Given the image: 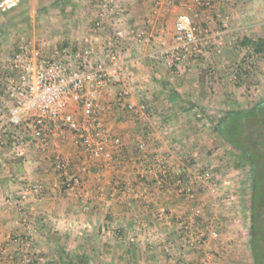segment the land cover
Listing matches in <instances>:
<instances>
[{"label": "crops", "instance_id": "0c3cea01", "mask_svg": "<svg viewBox=\"0 0 264 264\" xmlns=\"http://www.w3.org/2000/svg\"><path fill=\"white\" fill-rule=\"evenodd\" d=\"M30 1L38 5L40 0ZM98 1L49 0L43 6L51 5L47 10L59 21V29L55 28L53 41L41 40L39 44L45 52H51L58 40L72 48H84L93 41L102 48L105 42L113 40L120 53L129 100L149 103V121L157 118L162 132L158 141L147 142L146 152H140L138 144L147 133V118L136 121L104 92L102 105L111 139L101 158L86 155L70 132L54 137L46 153L36 150L31 143L19 153L0 149V264H19L20 256L27 250L23 243L27 239L31 240L30 250L44 264H69L70 258L86 259L92 264L195 262L200 257L197 253L170 255L167 249L181 235L180 224L196 217L195 226L207 232L212 227L209 235L213 247L222 250V264H246L245 254L242 255L245 234H241L242 218L234 209V190L228 188L231 197L222 199L219 205L210 194L194 187L186 190L195 194L194 199L190 198L173 181L180 166H190L192 158L209 167L218 166L214 152L208 159L199 157L202 148L209 146L203 136L207 126L200 123L187 100L191 99L189 96L208 98V91L214 89L227 94L228 105L244 99L245 87L239 86L242 91L238 93L232 84H227L226 77L248 55L240 40L264 38V0H219L215 11L228 18L226 28L214 12L204 13L194 0H163L157 15L152 13L156 0H115L126 12L118 22L108 17L100 32L94 27ZM194 12L196 23L218 31L217 45L201 58L212 63L215 79L201 73L208 66L206 62L194 61L178 72L149 57L163 40L172 41L177 16ZM27 17L20 19L19 33H42H37L32 21H25ZM147 33L152 36L151 45L140 43ZM214 50L220 55L215 56ZM256 57L258 69L264 71V55L255 56L253 61ZM255 75L259 84H255L254 98L261 99L264 74ZM69 110L81 116L75 105ZM56 154L69 162L72 175L81 177L80 192L64 188L62 176L53 165ZM161 165L170 175L164 185L158 186ZM84 167L88 168L86 173L82 172ZM221 178L229 184L233 182L225 174ZM36 184L41 185L38 193L33 189ZM21 195H26V199H20ZM86 197L91 205L89 211H83ZM199 211L201 215L197 216ZM161 212L166 213L163 220L159 218ZM230 233L234 234V241H230Z\"/></svg>", "mask_w": 264, "mask_h": 264}, {"label": "built area", "instance_id": "2783aa9c", "mask_svg": "<svg viewBox=\"0 0 264 264\" xmlns=\"http://www.w3.org/2000/svg\"><path fill=\"white\" fill-rule=\"evenodd\" d=\"M22 1L0 0V12L8 13L18 8ZM218 1L194 0V3L206 14L214 12L221 19L222 27L226 28L228 18L215 11ZM162 2L155 1L154 15L159 14ZM125 12L122 5L115 4V0H99L94 27L99 32L103 31L108 17L118 22ZM217 34L218 31L213 32L208 25H197L190 13H182L176 18L172 41L163 40L157 49L149 53V57L167 69L179 72L194 58L205 57L217 45ZM152 42V36L148 33L140 39L144 45H151ZM96 43L93 41L84 48L56 46L51 52H45L35 40L22 37L10 52L0 54V149L19 153L31 143L36 150L46 153L54 137H62L70 132L86 155L93 159L101 158L111 139L102 105L104 92L113 97L136 121L147 118V133L138 144L140 152H146L147 142L158 141L162 128L157 118L149 121L152 113L149 103H133L129 100L130 92L125 86L124 68L116 43L110 40L102 48ZM244 49L248 55L231 69L230 81H236L240 72H248L254 66L252 49ZM71 105L81 111V116L69 110ZM41 134L43 136L40 138ZM53 165L55 171L61 174L66 190L81 191V177L70 173L69 162L63 156L56 154ZM216 168L211 166L202 172H193L184 164L180 166L173 182L182 188L181 193H188L192 199L195 194L186 191L190 187L210 194L216 200L215 204L220 205L222 199L231 196L229 189L224 187L225 183H221ZM160 170L162 177L156 180L158 186L164 185L170 175L163 165ZM87 171V167L82 169V172ZM33 189L38 193L41 185L36 184ZM19 198L25 200L26 195ZM90 209L86 197L83 211ZM198 213L197 216L201 215V211ZM165 215V212H161L159 218L163 220ZM196 218L180 224L181 235L177 242L169 245L167 252L170 255L197 253L200 256L199 260L185 264H217L215 260L221 256L222 250L213 247L209 235L212 227H207V232L195 226ZM25 223L28 224L27 220ZM28 228L31 230V227ZM230 241H234L233 236ZM23 243L27 250L20 256L19 264H44L30 250L31 240H24Z\"/></svg>", "mask_w": 264, "mask_h": 264}, {"label": "rangeland", "instance_id": "374dc122", "mask_svg": "<svg viewBox=\"0 0 264 264\" xmlns=\"http://www.w3.org/2000/svg\"><path fill=\"white\" fill-rule=\"evenodd\" d=\"M48 1L49 0H40L39 4L37 5L35 3L32 4L30 0H24L22 1V3L20 4L18 8L8 13L0 12V54L10 52L16 46L17 42L22 37L33 39L38 43L41 40L53 41L55 39L54 31H55V28L59 26L58 24L59 21H56L53 19L54 15H52L51 13L49 14L47 7H51L50 4L43 6ZM228 7H230V5H228ZM42 8L45 9L46 11L45 10L41 11ZM195 13L196 12H194L191 15L193 16ZM25 15L26 16L28 15L27 17L28 19L26 18L25 21L27 22L32 21V23H34V25L36 26L37 33L43 31L42 36L40 37L38 36V35H41L42 33L33 34V35H29L27 33L26 34L23 33L21 35L19 33L17 25L20 22L21 18H25ZM197 25H202V24L197 23ZM61 42H62L61 40H58L56 42L57 44L55 45L59 46ZM218 55L220 54H218L216 51L215 56H218ZM206 59L207 58H205V60L201 58H194L191 61V63L193 64L194 61H195V64L196 62L198 64L201 61L208 63L207 67L205 68L203 67V69L201 70V73L206 72V75L208 74V76L210 77L213 76V78L215 79L216 77H215V73L212 70V67H213L212 63H210L209 60L206 61ZM255 60L256 61H254V66L252 67V69L249 70L248 72H242V73L240 72L236 81L228 80V77L230 78V74L228 75L227 73L228 69L226 70V73H227L226 81L228 82L227 83L228 85L232 84V86L236 88L238 93L242 91L239 88V86L245 87L244 88L245 97L240 102L236 101V104L233 105L232 103V105H228L229 102H228V98L226 97L227 94H225L224 92L221 94L220 90H217V89H214L215 91H212V90H210V92L208 91L209 93L208 98H204L203 95H200L201 98L198 97V98L193 99L192 96H189L191 99L187 100L189 106H191L192 109H195L194 111L195 113H197L198 120H201L200 123L203 126H207V129H208V131L207 129L205 130V132L203 133V136H204L205 141H208L209 146L208 148H205V147L202 148L203 151L201 150L199 157H202L203 159H208L213 154L212 152H214V155H215L214 160L216 159L215 161H218V166L216 168L217 175L221 183L222 184L225 183L224 187L231 188L232 190H234L235 200H233V203H236L234 204L235 205L234 209L236 212L237 211L239 212L238 216L242 218L240 222L241 234L243 233L245 234L244 243H245L246 248H244V250L242 249V251H244L242 255L245 254L244 256L246 257V261H247L245 262L246 264H253V260H252V256L250 252V246H249V234H250L249 232H250V227H251L250 205H251V196H252L253 176L251 173V169L249 167H246L245 169L237 168L236 165L239 164V153L237 154L236 151H233V147H231L229 143L221 139V137L216 132V128L220 122L219 114L221 112L228 111V109H231L232 111H236V112L248 111L250 109H253L255 106L259 105L261 102H264V97H261V99L254 98L255 97L254 95L256 94H254L253 92L257 91L255 84H259L258 79H257L258 76H256L255 73L257 75L264 74L263 70L260 71V69H258L259 60L257 59V57L255 58ZM189 67L192 68V65H189ZM249 79L250 81L247 82ZM244 81L246 82L244 83ZM246 85H249V86L247 87ZM209 87L211 88V85H209L208 88ZM247 91H251V92L247 93ZM252 119H249V121L246 123L244 127L243 126L240 127L237 125V128L235 129V132L233 133V136L235 138L236 131H240L242 128L244 132H242V134L240 135V138L242 139V141H244L245 145H247V147L249 148L252 147L251 143L254 144L256 141L260 143V141L264 140V110H261V115L259 116L258 118L259 120L257 122L251 121ZM211 120H213V122H211ZM251 150H253V148H251ZM209 166L204 164V161L202 160L195 161V159L192 158L190 162V166L188 167L193 172H202L205 169H209ZM221 174H225V176H227L233 182L229 180L232 182L229 184L228 180L227 181H224L225 179L222 180ZM218 259L219 257L216 258L215 260L216 263L222 264L221 261ZM145 261L146 259L142 260L141 263H144ZM77 263L78 261L74 260V264H77Z\"/></svg>", "mask_w": 264, "mask_h": 264}, {"label": "trees", "instance_id": "16d2710c", "mask_svg": "<svg viewBox=\"0 0 264 264\" xmlns=\"http://www.w3.org/2000/svg\"><path fill=\"white\" fill-rule=\"evenodd\" d=\"M239 43L244 48H251L255 56L261 57L264 55V38L253 39L244 37ZM59 46H67V44L63 43ZM261 110H264V102L248 111H223L219 114L220 122L216 128V132L221 139L229 143L233 147V151H236L237 154L239 153L237 168L245 169L249 167L253 176L250 205L251 227L249 232V246L253 264H264V140L260 141V143L257 141L254 144L251 143V148H253L251 150L240 138V135L244 132L242 128L240 131H236L235 138L233 133L237 125L244 127L249 119L253 118L251 121L257 122L261 115ZM68 260L69 264H74L71 258ZM78 263L91 264L86 259L78 260Z\"/></svg>", "mask_w": 264, "mask_h": 264}]
</instances>
